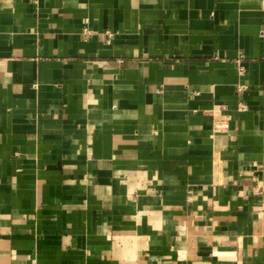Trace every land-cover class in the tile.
Returning a JSON list of instances; mask_svg holds the SVG:
<instances>
[{
  "label": "crops",
  "instance_id": "crops-1",
  "mask_svg": "<svg viewBox=\"0 0 264 264\" xmlns=\"http://www.w3.org/2000/svg\"><path fill=\"white\" fill-rule=\"evenodd\" d=\"M0 264H264V0H0Z\"/></svg>",
  "mask_w": 264,
  "mask_h": 264
},
{
  "label": "built area",
  "instance_id": "built-area-1",
  "mask_svg": "<svg viewBox=\"0 0 264 264\" xmlns=\"http://www.w3.org/2000/svg\"><path fill=\"white\" fill-rule=\"evenodd\" d=\"M84 32H85L86 38H88L91 35V31H89L87 29ZM245 88H246V86L242 85V86L239 87V90H244ZM239 108L241 110H244V109H246V105L241 102L239 104ZM222 123H223V119H221L219 121H216V123H215V129H220L221 126L223 125Z\"/></svg>",
  "mask_w": 264,
  "mask_h": 264
}]
</instances>
